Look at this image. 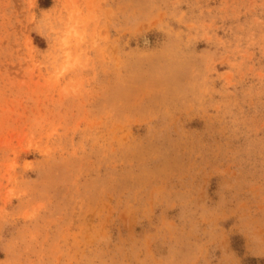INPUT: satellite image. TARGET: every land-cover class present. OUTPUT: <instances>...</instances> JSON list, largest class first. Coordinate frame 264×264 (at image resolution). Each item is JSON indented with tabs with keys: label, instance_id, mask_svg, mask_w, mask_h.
I'll list each match as a JSON object with an SVG mask.
<instances>
[{
	"label": "rangeland",
	"instance_id": "rangeland-1",
	"mask_svg": "<svg viewBox=\"0 0 264 264\" xmlns=\"http://www.w3.org/2000/svg\"><path fill=\"white\" fill-rule=\"evenodd\" d=\"M0 264H264V0H0Z\"/></svg>",
	"mask_w": 264,
	"mask_h": 264
}]
</instances>
